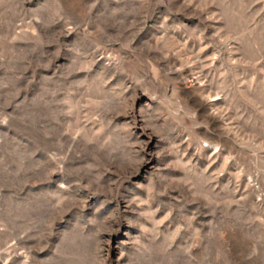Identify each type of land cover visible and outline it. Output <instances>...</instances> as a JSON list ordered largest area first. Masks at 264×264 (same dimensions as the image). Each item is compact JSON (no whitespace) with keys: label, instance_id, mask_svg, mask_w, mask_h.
<instances>
[{"label":"rangeland","instance_id":"1","mask_svg":"<svg viewBox=\"0 0 264 264\" xmlns=\"http://www.w3.org/2000/svg\"><path fill=\"white\" fill-rule=\"evenodd\" d=\"M0 264H264V0H0Z\"/></svg>","mask_w":264,"mask_h":264}]
</instances>
